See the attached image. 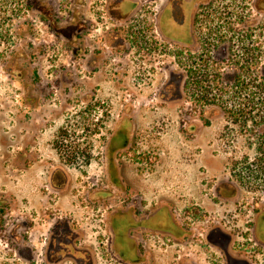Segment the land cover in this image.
Masks as SVG:
<instances>
[{
  "label": "flooded vegetation",
  "instance_id": "1",
  "mask_svg": "<svg viewBox=\"0 0 264 264\" xmlns=\"http://www.w3.org/2000/svg\"><path fill=\"white\" fill-rule=\"evenodd\" d=\"M0 99V264H264V0H0ZM170 103L240 147L202 204L145 182Z\"/></svg>",
  "mask_w": 264,
  "mask_h": 264
},
{
  "label": "rangeland",
  "instance_id": "2",
  "mask_svg": "<svg viewBox=\"0 0 264 264\" xmlns=\"http://www.w3.org/2000/svg\"><path fill=\"white\" fill-rule=\"evenodd\" d=\"M6 87L7 91H13L14 84L7 82ZM174 88V83L167 84V93L174 92ZM2 101L0 99V106ZM153 101L156 100L151 103ZM262 102L264 103V99ZM240 106L238 101L231 102L230 105L237 110ZM162 107L167 111L150 116L148 145L152 160L150 175L145 182L152 191L163 194L180 205L202 204L206 199V182L212 176L216 179L239 171L240 147L238 144L228 145L227 132L218 129L186 137V132L179 129L178 106L170 103ZM223 123L226 124V120L217 122L216 125ZM235 134L236 137L233 135L232 138L237 141L238 134ZM250 163L255 165L254 161ZM216 209V213L220 215L237 214V209L229 204L223 203V206Z\"/></svg>",
  "mask_w": 264,
  "mask_h": 264
}]
</instances>
